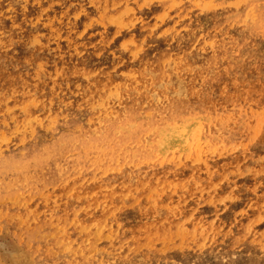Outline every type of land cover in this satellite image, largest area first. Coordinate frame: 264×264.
Wrapping results in <instances>:
<instances>
[{"label": "rangeland", "instance_id": "1", "mask_svg": "<svg viewBox=\"0 0 264 264\" xmlns=\"http://www.w3.org/2000/svg\"><path fill=\"white\" fill-rule=\"evenodd\" d=\"M0 183V264H264V0H0Z\"/></svg>", "mask_w": 264, "mask_h": 264}, {"label": "bare ground", "instance_id": "2", "mask_svg": "<svg viewBox=\"0 0 264 264\" xmlns=\"http://www.w3.org/2000/svg\"><path fill=\"white\" fill-rule=\"evenodd\" d=\"M130 1H131V0H130ZM141 2H142V1H141ZM138 4H139V3H138ZM145 5H146V4H145ZM136 7H137V5H136ZM81 8H82V7H81ZM82 9H83V8H82ZM120 10H121V9H120ZM139 10H140V9H139ZM77 11H78V10H77ZM198 11H199V10H198ZM80 12H81V11H80ZM160 12H161V11H160ZM160 12H159V13H160ZM100 14H101V12H100ZM110 15H112V14H110ZM155 15H156V14H155ZM155 15H154V16H155ZM113 16H114V15H113ZM134 16H135V15H134ZM151 16H152V15H151ZM169 16H171V14H170ZM99 17H100V16H99ZM67 19H68V18H67ZM148 19H149V18H148ZM208 19H209V18H208ZM90 20H91V19H90ZM128 20H129V19H128ZM153 21H155V20L153 19ZM87 22H88V21H87ZM102 22H103V21H102ZM108 22H109V21H108ZM123 22H124V21H123ZM131 22H132V21H131ZM82 24H83V23H82ZM104 24H105V23H104ZM104 24H103V25H104ZM108 24H109V23H108ZM117 24H118V21H117ZM121 24H122V23H121ZM121 24H120V25H121ZM157 24H159V23H157ZM115 25H116V22H115ZM152 26H153V25H152ZM120 27H121V26H120ZM117 28H118V27H117ZM115 29H116V28H115ZM121 29H122V28H121ZM80 30H81V29H80ZM117 30H119V29H117ZM174 32H175V31H174ZM118 33H119V32H118ZM114 34H116V33H114ZM111 35H112V38H113V34H111ZM132 36H133V35H132ZM158 37H159V36H158ZM128 38H129V37H128ZM156 38H157V37H156ZM110 40H111V39H110ZM122 40H123V39H122ZM130 40H131V38H130ZM108 41H109V40H108ZM108 41H107V42H108ZM125 41H126V40H125ZM139 41H140V40H139ZM133 42H134V40H133ZM148 44H149V43H148ZM140 45H142V44H140ZM140 45H139V46H140ZM137 47H138V46H137ZM132 49H133V48H132ZM132 49H131V50H132ZM196 49H197V48H196ZM188 51H189V50H188ZM118 52H119V51H118ZM189 54H190V53H189ZM122 55H123V54H122ZM168 56H169V55H168ZM178 56H179V55H178ZM229 56H230V55H229ZM230 57H231V56H230ZM63 59H64V58H63ZM123 59H124V58H123ZM220 60H221V59H220ZM74 61H75V60H74ZM63 65H64V64H63ZM61 66H62V65H61ZM170 66H171V65H170ZM162 69H163V68H162ZM176 69H178V68H176ZM210 69H211V68H210ZM148 72H150V71L148 70ZM94 73H95V71H94ZM124 73H125V72H124ZM152 73H153V72H152ZM102 75H103V74H102ZM160 75H161V74H160ZM174 75H175V74H174ZM52 76H53V75H52ZM52 76H51V77H52ZM43 77H44V75H43ZM43 77H42V78H43ZM123 78H124V77H123ZM175 78H176V77H175ZM178 80H179V79H178ZM178 80H177V81H178ZM195 80H196V79H195ZM170 81H171V80H170ZM172 81H173V80H172ZM117 82H118V80H117ZM125 82H127V81H125ZM168 82H169V81H168ZM114 83H115V82H114ZM138 83H139V82H138ZM166 83H167V82H166ZM34 84H35V83H34ZM74 84H75V83H74ZM91 84H92V83H91ZM111 84H112V83H111ZM124 84H125V83H124ZM168 84H169V83H168ZM157 85H158V84H157ZM160 85H161V84H160ZM50 86H51V85H50ZM77 87H78V86H77ZM100 87H101V86H100ZM114 87H115V86H114ZM161 87H162V86H161ZM164 87H165V86H164ZM84 88H85V87H84ZM147 88H148V87H147ZM182 88H183V87H182ZM25 89H27V88H25ZM25 89H24V90H25ZM102 89H104V88H102ZM110 89H111V88H110ZM141 89H142V88H141ZM179 89H180V88H179ZM147 90H148V89H147ZM181 90H182V89H181ZM42 91H43V90H42ZM64 91H65V90H64ZM64 91H63V92H64ZM78 91H79V90H78ZM116 91H117V89H116ZM133 91H134V90H133ZM136 91H137V90H136ZM155 91H156V90H155ZM184 91H185V90H184ZM15 92H16V91H15ZM15 92H14V93H15ZM172 92H173V91H172ZM177 92H180V91L177 90ZM11 93H12V92H11ZM25 93H26V92H25ZM55 93H56V92H55ZM75 93H76V92H75ZM149 93H150V92H149ZM151 93H152V92H151ZM175 93H176V92H175ZM67 94H68V93H67ZM163 94H164V93H163ZM179 94H180V93H179ZM181 95H182V94H181ZM181 95H180V96H181ZM156 96H157V95H156ZM156 96H155V97H156ZM178 96H179V95H178ZM182 96H183V95H182ZM60 97H61V96H60ZM159 97H160V96H159ZM186 97H187V96H186ZM32 98H33V97H32ZM99 98H100V97H99ZM104 98H105V97H104ZM151 98H153V97H151ZM96 99H97V98H96ZM115 99H116V98H115ZM166 99H167V98H166ZM41 100H42V99H41ZM112 100H113V99H112ZM119 100H120V99H119ZM26 102H28V101H26ZM50 102H51V101H50ZM91 102H92V101H91ZM144 102H145V101H144ZM144 102H143V103H144ZM160 102H161V101H160ZM54 103H55V102H54ZM56 103H57V102H56ZM106 103H107V102H106ZM149 103H150V102H149ZM84 104H85V103H84ZM159 104H160V103H159ZM16 105H17V104H16ZM22 105H23V104H22ZM43 105H44V104H43ZM48 105H49V104H48ZM92 105H93V104H92ZM94 105H95V104H94ZM119 105H120V104H119ZM144 105H146V104L144 103ZM46 106H47V105H46ZM96 106H97V105H96ZM239 106H240V105H239ZM13 107H14V106H13ZM234 107H235V106H234ZM59 108H60V107H59ZM108 108H109V107H108ZM237 108H238V107H237ZM97 109H98V108H97ZM161 109H162V108H161ZM170 109H171V108H170ZM195 109H197V108H195ZM195 109H194V110H195ZM87 110H88V109H87ZM87 110H86V111H87ZM108 110H111V109H108ZM198 110H199V109H198ZM238 110H239V109H238ZM150 111H151V110H150ZM187 111H188V110H187ZM39 112H40V111H39ZM84 112H85V111H84ZM143 112H144V111H143ZM221 112H222V111H221ZM20 113H21V112H20ZM104 113H105V112H104ZM115 113H116V112H115ZM155 113H157V112H155ZM186 113H187V112H186ZM200 113H201V112H200ZM239 113H240V112H239ZM28 114H30V113H28ZM53 114H54V113H53ZM63 114H65V112H64ZM124 114H125V113H124ZM162 114H163V113H162ZM197 114H198V113H197ZM223 114H224V113H223ZM225 114H227V113H225ZM12 115H13V114H12ZM186 115H187V114H186ZM199 115H200V114H199ZM207 115H208V114H207ZM237 115H238V114H237ZM27 116H28V115H27ZM32 116H33V115H32ZM53 116H54V115H53ZM180 116H181V115H180ZM184 116H185V115H184ZM213 116H214V115H213ZM47 117H48V116H47ZM86 117H87V116H86ZM102 117H103V116H101L100 118H102ZM145 117H146V116H145ZM147 117H148V116H147ZM187 117H188V116H187ZM193 117H194V116H193ZM204 117H205V116H204ZM216 117H218V116H216ZM219 117H220V116H219ZM225 117H226V116H225ZM236 117H237V116H236ZM30 118H31V117H30ZM65 118H66V117H65ZM97 118H98V117H97ZM108 118H109V117H108ZM117 118H118V117H117ZM136 118H138V117H136ZM206 118H207V117H206ZM21 119H22V118H21ZM25 119H26V118H25ZM80 119H82V118H80ZM148 119H149V117H148ZM176 119H177V118H176ZM209 119H210V118H209ZM38 120H39V118H38ZM42 120H43V119H42ZM164 120H165V119H164ZM179 120H180V119H179ZM179 120H178V121H179ZM223 120H224V119H223ZM35 121H36V120H35ZM39 121H40V120H39ZM46 121H47V120H46ZM46 121H45V123H46ZM85 121H86V120H85ZM196 121H197V120H196ZM196 121H195V122H196ZM217 121H218V120H217ZM219 121H220V120H219ZM226 121H227V120H226ZM30 122H31V121H30ZM83 122H84V121H83ZM133 122H134V121H133ZM135 122H136V121H135ZM141 122H142V121H141ZM165 122H166V121H165ZM180 122H181V121H180ZM204 122H205V121H204ZM209 122H210V121H209ZM213 122H214V121H213ZM80 123H81V122H80ZM100 123H101V122H100ZM104 123H105V122H104ZM104 123H103V124H104ZM220 123H221V122H220ZM22 124H23V123H22ZM26 124H27V123H26ZM34 124H35V123H34ZM49 124H50V123H49ZM125 124H126V123H125ZM131 124H132V123H131ZM133 124H134V123H133ZM135 124H136V123H135ZM155 124H156V123H155ZM173 124H175V123H173ZM223 124H224V123H223ZM47 125H48V124H47ZM79 125H80V124H79ZM126 125H127V124H126ZM126 125H125V126H126ZM145 125H146V124H145ZM175 125H176V124H175ZM193 125H194V124H193ZM212 125H213V124H212ZM221 125H222V124H221ZM24 126H25V125H24ZM173 126H174V125H173ZM176 126H177V125H176ZM176 126H175V127H176ZM197 126H198V125H197ZM213 126H215V125H213ZM15 127H16V125H15ZM76 127H77V126H76ZM13 128H14V127H13ZM29 128H30V127H29ZM98 128H99V127H98ZM123 128H124V126H123ZM161 128H162V127H161ZM171 128H172V127H171ZM217 128H218V126H217ZM22 129H23V128H22ZM30 129H31V128H30ZM41 129H42V128H41ZM129 129H130V128H129ZM168 129H169V128H168ZM176 129H177V128H176ZM229 129H230V128H229ZM118 130H119V129H118ZM118 130H117V131H118ZM147 130H148V129H147ZM154 130H155V128H154ZM186 130H187V129H186ZM188 130H189V129H188ZM217 130H218V129H217ZM232 130H233V129H232ZM10 131H11V130H10ZM100 131H101V130H100ZM114 131H115V130H114ZM148 131H149V130H148ZM173 131H174V129H173ZM175 131H176V130H175ZM207 131H208V130H207ZM40 132H41V131H40ZM43 132H45V131H43ZM52 132H53V131H52ZM93 132H94V131H93ZM115 132H116V131H115ZM152 132H153V131H152ZM164 132H165V131H164ZM191 132H192V131H191ZM194 132H195V131H194ZM194 132H192V133H194ZM225 132H227V131H225ZM228 132H229V131H228ZM47 133H48V132H47ZM59 133H60V132H59ZM94 133H95V132H94ZM128 133H129V132H128ZM144 133H145V132H144ZM167 133H168V132H167ZM179 133H180V132H179ZM196 133H197V132H196ZM231 133H232V132H231ZM44 134H45V133H44ZM85 134H86V133H85ZM95 134H96V133H95ZM124 134H125V133H124ZM147 134H148V133H147ZM214 134H215V133H214ZM225 134H226V133H225ZM49 135H50V134H49ZM51 135H52V134H51ZM183 135H184V134H183ZM190 135H191V134H190ZM209 135H210V134H209ZM222 135H223V133H222ZM230 135H231V134H230ZM230 135H229V137H230ZM232 135H233V134H232ZM232 135H231V136H232ZM142 136H143V135H142ZM144 136H145V135H144ZM148 136H149V135H148ZM171 136H172V133H171ZM175 136H176V135H175ZM179 136H180V135H179ZM193 136H194V135L192 134V137H193ZM203 136H204V135H203ZM203 136H202V137H203ZM213 136H214V135H213ZM216 136H217V135H216ZM227 136H228V135H227ZM40 137H41V136H40ZM51 137H52V136H51ZM145 137H146V136H145ZM150 137H151V136H150ZM155 137H156V136H155ZM160 137H161V136H160ZM172 137H174V136H172ZM205 137H207V136H205ZM6 138H7V137H6ZM83 138H84V137H83ZM100 138H101V137H100ZM146 138H147V137H146ZM182 138H183V137H182ZM188 138H189V137H188ZM198 138H199V137H198ZM224 138H226V137H224ZM45 139H46V138H45ZM86 139H87V138H86ZM115 139H116V138H115ZM126 139H127V138H126ZM128 139H129V138H128ZM139 139H141V138H139ZM163 139H164V138H163ZM169 139H170V138H169ZM207 139H208V138H207ZM21 140H22V138H21ZM110 140H111V139H110ZM110 140H109V141H110ZM129 140H130V139H129ZM180 140H181V138H180ZM188 140H189V139H188ZM188 140H187V141H188ZM191 140H192V139H191ZM210 140H211V139H210ZM217 140H218V139H217ZM219 140H220V139H219ZM19 141H20V140H19ZM57 141H58V140H57ZM72 141H73V140H72ZM76 141H77V140H76ZM141 141H142V140H141ZM144 141H145V140H144ZM152 141H153V140H152ZM165 141H166V140H165ZM202 141H203V139H202ZM20 142H21V141H20ZM47 142H48V141H47ZM47 142H46V143H47ZM105 142H106V141H105ZM175 142H176V141H175ZM177 142H178V141H177ZM185 142H186V141H185ZM93 143H94V142H93ZM115 143H117V142H115ZM156 143H157V142H156ZM171 143H172V141H171ZM178 143H179V142H178ZM60 144H62V143H60ZM74 144H75V143H74ZM80 144H81V143H80ZM107 144H108V143H107ZM169 144H170V143H169ZM198 144H200V142H199ZM44 145H45V144H44ZM87 145H88V143H87ZM99 145H100V144H99ZM124 145H125V144H124ZM131 145H132V144H131ZM136 145H137V144H136ZM150 145H152V144H150ZM180 145H181V144H180ZM184 145H185V144H184ZM202 145H203V144H202ZM208 145H209V144H208ZM218 145H219V144H218ZM42 146H43V145H42ZM42 146H41V148H42ZM45 146H46V145H45ZM85 146H86V145H85ZM90 146H91V143H90ZM147 146H148V145H147ZM157 146H158V145H156V147H157ZM174 146H175V145H174ZM186 146H187V145H186ZM196 147H197V146H196ZM215 147H217V145H216ZM61 148H62V147H61ZM61 148H60V149H61ZM68 148H69V146H68ZM78 148H79V147H78ZM85 148H86V147H85ZM152 148H153V147H152ZM152 148H151V149H152ZM163 148H164V146H163ZM165 148H166V147H165ZM202 148H203V147H202ZM105 149H106V148H105ZM119 149H120V148H118V150H119ZM139 149H141V148H139ZM149 149H150V148H149ZM160 149H161V148H160ZM173 149H174V148H173ZM194 149H195V148H194ZM204 149H205V148H204ZM22 150H23V149H22ZM49 150H50V149H49ZM88 150H89V149H88ZM90 150H91V149H90ZM110 150H111V149H110ZM133 150H135V149H133ZM85 151H86V150H85ZM107 151H108V150H107ZM119 151H120V150H119ZM119 151H118V152H119ZM124 151H126V150H124ZM146 151H147V150H146ZM155 151H156V150H155ZM158 151H160V150H158ZM161 151H163V150L161 149ZM161 151H160V152H161ZM172 151H173V150H172ZM184 151H185V150H184ZM214 151H215V150H214ZM53 152H54V151H53ZM100 152H101V151H100ZM151 152H152V151H151ZM168 152H169V151H168ZM173 152H174V151H173ZM48 153H49V152H48ZM70 153H71V151H70ZM90 153H91V152H90ZM106 153H107V152H106ZM136 153H137V152H136ZM201 153H202V152H201ZM50 154H51V153H50ZM65 154H66V153H65ZM78 154H81V153H78ZM92 154H94V153H92ZM147 154H148V153H147ZM172 154H174V153H172ZM179 154H180V153H179ZM183 154H184V153H183ZM47 155H48V154H47ZM84 155H85V154H84ZM99 155H100V154H99ZM101 155H102V154H101ZM127 155H128V154H127ZM165 155H166V154H165ZM169 155H170V153H169ZM169 155H168V156H169ZM45 156H46V154H45ZM105 156H106V155H105ZM108 156H109V155H108ZM112 156H113V155H112ZM135 156H136V155H135ZM140 156H141V155H140ZM145 156H146V155H145ZM175 156H176V155H175ZM182 156H183V155H182ZM187 156H188V155H187ZM190 156H191V155H190ZM31 157H32V156H31ZM67 157H68V156H67ZM96 157H97V156H96ZM126 157H127V156H126ZM146 157H147V156H146ZM146 157H145V158H146ZM166 157H167V156H166ZM171 157H172V156H171ZM171 157H170V158H171ZM77 158H78V156L76 157V159H77ZM82 158H83V157H82ZM100 158H101V157H100ZM132 158H133V157H132ZM147 158H148V157H147ZM39 159H40V158H39ZM42 159H43V158H42ZM44 159H45V158H44ZM44 159H43V160H44ZM97 159H99V158H97ZM188 159H189V158H188ZM26 160H27V159H26ZM31 160H32V159H31ZM46 160H48V159H46ZM58 160H59V159H58ZM66 160H67V159H66ZM89 160H90V159H89ZM99 160H100V159H99ZM106 160H107V159H106ZM130 160H131V159H130ZM143 160H144V159H143ZM147 160H148V159H147ZM160 160H161V159H160ZM166 160H167V159H166ZM24 161H25V160H24ZM75 161H76V160H75ZM92 161H93V160H92ZM123 161H124V160H123ZM145 161H146V160H145ZM178 161H179V160H178ZM4 162H5V161H4ZM13 162H14V161H12V163H13ZM34 162H36V161L34 160ZM131 162H132V161H131ZM165 162H166V161H165ZM181 162H182V161H181ZM22 163H23V162H22ZM59 163H60V162H59ZM94 163H95V162H94ZM99 163H101V162H99ZM115 163H116V162H115ZM123 163H124V162H123ZM126 163H127V162H126ZM14 164H15V163H14ZM14 164H13V165H14ZM17 164H18V163H17ZM20 164H21V163H20ZM25 164H27V163H25ZM46 164H47V163H46ZM70 164H71V163H70ZM73 164H74V163H73ZM106 164H108V163H106ZM131 164H132V163H131ZM34 165H35V164H34ZM60 165H61V164H60ZM63 165H64V164H63ZM77 165H78V164H77ZM20 166H21V165H20ZM49 166H50V165H49ZM49 166H48V167H49ZM81 166H82V164H81ZM105 166H106V165H105ZM118 166H119V165H118ZM141 166H142V165H141ZM64 167H65V166H64ZM73 167H74V166H73ZM109 167H110V166H109ZM116 167H117V166H116ZM134 167H135V166H134ZM134 167H133V168H134ZM3 168H4V167H3ZM26 168H27V167H26ZM31 168H32V167H31ZM33 168H34V166H33ZM76 168H77V167H76ZM105 168H106V167H105ZM110 168H111V167H110ZM10 169H11V168H10ZM80 169H81V168H80ZM98 169H99V168H98ZM114 169H115V168H114ZM114 169H113V170H114ZM43 170H44V169H43ZM70 170H71V169H70ZM73 170H74V169H73ZM87 170H88V169H87ZM87 170H86V171H87ZM99 170H100V169H99ZM109 170H110V169H109ZM7 171H9V170H7ZM102 171H103V170H102ZM1 172H2V171H1ZM18 172H19V171H18ZM56 172H57V171H56ZM82 172H83V171H82ZM105 172H106V171H104V173H105ZM126 172H127V171H126ZM20 173H21V172H20ZM27 173H28V172H27ZM133 173H134V172H133ZM135 173H136V171H135ZM14 174H15V173H14ZM33 174H34V173H33ZM59 174H60V173H59ZM24 175H25V174H24ZM170 175H171V174H170ZM2 176H3V175H2ZM11 176H12V175H11ZM26 176H27V175H26ZM100 176H101V175H100ZM70 177H71V176H70ZM109 177H110V176H109ZM27 178H28V177H27ZM61 178H62V177H61ZM99 178H100V177H99ZM3 179H4V178H3ZM16 179H17V178H16ZM66 179H69V177L66 178ZM89 179H90V178H89ZM120 179H121V178H120ZM10 180H11V179H10ZM12 180H13V179H12ZM2 181H3V180H2ZM7 181H8V180H7ZM7 181H6V182H7ZM19 181H20V179H19ZM22 181H23V180H22ZM42 181H43V180H42ZM60 181H61V180H60ZM88 181H89V180H88ZM4 182H5V181H4ZM99 182H100V181H99ZM11 183H12V182H11ZM16 183H17V182H16ZM24 183H25V182H24ZM29 183H30V182H29ZM31 183H32V182H31ZM38 183H39V182H38ZM0 184H1V183H0ZM2 184H3V183H2ZM6 184H8V183H6ZM22 184H23V183H22ZM26 184H27V183H26ZM42 184H43V183H42ZM113 184H114V183H113ZM113 184H112V185H113ZM122 184H123V183H122ZM30 185H31V184H30ZM79 185H80V184H79ZM110 185H111V184H110ZM0 186H3V185H0ZM10 186L12 187V185H10ZM10 186H9V187H10ZM32 186H34V185H32ZM35 186H36V185H35ZM20 187H21V186H20ZM24 187H25V185H24ZM112 187H113V186H112ZM104 188H105V187H104ZM106 188H107V187H106ZM9 189H10V188H9ZM4 190H5V188H4ZM10 190H12V189H10ZM18 190H19V189H18ZM14 191H15V190H14ZM28 203H29V202H28ZM36 204H37V203H36ZM56 208H57V207H56ZM117 208H118V207H117ZM113 211H115V210H113ZM113 211H112V212H113ZM110 212H111V211H110ZM112 212H111V213H112ZM111 213H110V214H111ZM0 215H1V214H0ZM110 240H111V239H110ZM105 249H106V248H105ZM217 249H218V248H217ZM101 252H102V251H101ZM62 255H63V254H62ZM59 260H60V259H59Z\"/></svg>", "mask_w": 264, "mask_h": 264}]
</instances>
